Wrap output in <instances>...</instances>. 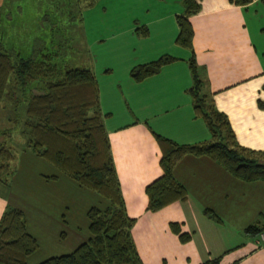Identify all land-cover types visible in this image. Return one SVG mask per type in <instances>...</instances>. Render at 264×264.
Instances as JSON below:
<instances>
[{"label":"crops","instance_id":"0c3cea01","mask_svg":"<svg viewBox=\"0 0 264 264\" xmlns=\"http://www.w3.org/2000/svg\"><path fill=\"white\" fill-rule=\"evenodd\" d=\"M196 1L199 10L188 21L203 90L226 116L237 145L263 151L264 5L260 0L243 5ZM4 2L0 0V7ZM98 4L93 21L95 34L101 37L97 41L115 38L116 45L99 63L101 72L96 73L97 61L84 67L96 81L102 124L126 214L134 219L131 236L142 264H197L217 255L221 264H264L261 241L244 232L247 225L264 222L261 181H240L206 156L184 155L172 175L184 186L185 200L146 210L144 187L161 173L160 150L151 131L182 144L210 140L206 125L194 116L187 92L190 51L181 54L174 41L181 0H98ZM83 20L81 15L80 46L86 43ZM140 26L146 28L145 35L136 30ZM162 54L174 60L140 81L129 76L132 66ZM15 156L9 185L0 187V214L6 204L22 210L26 231L37 243L30 254L38 252V262L68 253L89 236L83 227L87 208L103 201L28 149L20 148ZM205 208L221 222L205 217ZM170 223L189 234L188 240L181 242Z\"/></svg>","mask_w":264,"mask_h":264},{"label":"trees","instance_id":"16d2710c","mask_svg":"<svg viewBox=\"0 0 264 264\" xmlns=\"http://www.w3.org/2000/svg\"><path fill=\"white\" fill-rule=\"evenodd\" d=\"M79 1L90 4L93 0H75ZM249 1L229 0L235 5ZM260 1L264 5V0ZM181 4L182 12L175 16L178 31L174 41L190 51L191 84L187 92L194 116L204 122L210 140L182 144L151 131L160 150L161 173L144 187L146 210L150 212L170 202L185 200L184 186L172 175L175 163L184 155L206 156L240 181L264 183V150L254 151L237 145L226 116L213 107L203 90L191 50L192 28L188 21V17L199 10V3L181 0ZM136 30L146 34L143 26ZM2 38L0 34V100L7 96L14 113L21 102L24 104L22 115L18 119L12 117L23 138L21 148L28 149L78 186L103 199L102 204L86 210L89 232L86 240L68 253L49 256L37 264H142L131 236L134 219L126 214L102 124L104 114L99 109L93 72L87 67L55 62L59 52L50 47L30 46V51L23 55L10 46L7 48ZM173 60L162 54L152 61L132 66L128 73L134 81H140ZM13 159L12 149L0 143V187L9 185ZM202 213L216 223L221 222L210 209L205 208ZM170 229L181 242L188 240L189 234L180 232L177 223H170ZM244 232L259 241V235L264 234V222L251 223ZM259 244L264 249V241ZM36 248V240L26 231L22 210L6 204L0 214V264H26V256ZM220 258L221 255H217L197 264H221Z\"/></svg>","mask_w":264,"mask_h":264},{"label":"rangeland","instance_id":"374dc122","mask_svg":"<svg viewBox=\"0 0 264 264\" xmlns=\"http://www.w3.org/2000/svg\"><path fill=\"white\" fill-rule=\"evenodd\" d=\"M99 9L98 0H93L90 4H86L85 1L76 3L75 0H5L4 5L0 8L2 42L7 48L10 46L14 50L20 51L23 55L27 54L23 52L30 51V46L35 47V49H41L44 46L50 47L54 51L57 50L59 52L54 61H62L70 67H91L97 61L98 64L95 65V70L98 74V72L103 70L99 66L102 58L109 52V48L116 45L112 41L115 38L105 39L102 42L97 41L101 37L95 34L96 27H94L93 21L96 16L95 11ZM81 15L84 17V29H86L84 31L85 46H80L79 39L81 36L79 32ZM178 51L181 54L183 52L186 54L185 52L188 50L179 46ZM90 60L92 61L91 65L89 64ZM11 105L12 103L4 95L0 100V130L6 129L8 133H0V143L11 147L13 154L17 156L23 144V138L19 133V125L8 122L10 120L8 118L15 116V119H18V116L23 113L24 104L21 102L15 113ZM42 163L48 162L42 159ZM14 164L15 160L13 159V162H11L13 171L15 170ZM53 168L57 170L55 167ZM87 191L96 195L100 202L103 201L93 191L89 189ZM79 221L78 223L81 226ZM83 227H87L86 216L85 220L83 219ZM258 240L264 241L263 233L259 235ZM39 258H41L40 254L35 252L25 258V261L27 264H35Z\"/></svg>","mask_w":264,"mask_h":264}]
</instances>
